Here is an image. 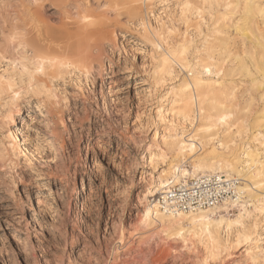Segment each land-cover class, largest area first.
I'll use <instances>...</instances> for the list:
<instances>
[{"label": "rangeland", "instance_id": "rangeland-1", "mask_svg": "<svg viewBox=\"0 0 264 264\" xmlns=\"http://www.w3.org/2000/svg\"><path fill=\"white\" fill-rule=\"evenodd\" d=\"M185 1L0 0V24L1 17L25 6L40 8L53 26L91 24L98 30L85 37L95 42L94 68L89 73L61 69L46 78L48 97L26 90L23 65L31 57L29 48L0 57L1 75L19 80L23 74L25 80L18 85L23 93L16 117L21 114L26 122L30 151L3 152L7 132L0 124V264H264V212L244 219L246 231L253 233L254 260L246 246L236 247L235 230L232 248L212 256L191 234L187 240L177 235L179 228L196 229L190 221L176 229L141 224L148 202L140 198L151 179L147 150L160 141H154L155 132L194 134L189 123H216L218 110L211 102L205 109L210 119L180 114L175 94L192 76L180 63L212 65L213 74L203 76L217 81L215 105L232 115L229 130L209 133L215 138L211 146L233 157L244 146L262 152L264 0H192L183 12ZM248 4H259L262 13L248 12ZM183 46L187 54L164 65L167 53ZM198 66V72L206 71ZM206 151L198 148L197 156ZM95 163L104 170L97 172ZM186 165L191 170L190 161ZM166 168L158 165L154 178ZM83 183L84 206L73 205L78 195H61L62 186L76 191ZM233 207L227 210L230 219L240 210ZM225 228L214 224L220 240Z\"/></svg>", "mask_w": 264, "mask_h": 264}, {"label": "bare ground", "instance_id": "bare-ground-1", "mask_svg": "<svg viewBox=\"0 0 264 264\" xmlns=\"http://www.w3.org/2000/svg\"><path fill=\"white\" fill-rule=\"evenodd\" d=\"M41 1L35 0V3ZM142 1L144 4H147L152 0ZM205 1L220 2L228 0ZM191 2L192 0L185 1L182 9L183 12L190 10L189 6ZM229 4L226 6H229ZM39 6L41 5L39 4ZM258 7H256V4H248L246 9L250 13H253L254 10L262 13V10H259ZM246 14L248 15L247 12ZM245 17L243 16V18ZM246 18H249V16ZM85 19L87 18L85 17ZM1 21L0 57H4V55L18 48L30 49L31 57L28 60V65H23V70L26 77V90L35 96H49L51 90L48 87L46 78L55 77L61 69H74L89 73L94 68L96 58L92 53L95 48V42L85 39L87 35L98 34H96L98 32L97 28L91 24L76 25L61 22L59 26H53L48 23L40 8L33 11L25 6H21L19 10L13 13H7L1 17ZM247 24L249 23H246L245 26ZM244 27L240 25L237 30ZM246 30L245 28L243 32ZM187 50L183 46L178 53L173 51L168 52L167 57L163 59L164 65L170 61L177 62L178 54L186 55ZM180 65H182V68L192 72V76L185 81L183 92L175 94L176 99L174 104L180 110V114L184 118H188L191 117L190 113L194 114V112H197L199 119H210L205 114V109L206 105L211 102L213 104L212 109L218 110L215 113L216 123H189L193 128L192 131L195 132L194 134H187V131H183L181 135L170 134L167 132V128L164 129L166 132L162 136L158 134V131L155 132L154 141L157 139L160 141L156 145L150 146L147 150L148 166L151 169V173L148 176L151 179L142 198H140V201L145 199L148 202V205L143 209L141 224L146 227L158 224L176 229L182 223L190 221L195 225L196 229L183 232V229L179 228L180 230H178L177 235L187 240V236L191 234V237L205 245L208 251L210 250L212 256L221 255L222 252L224 253L229 248H232L230 235L235 230L236 238L234 242L236 243V247L246 246V255L254 260V248L249 247L250 243H252L253 233L246 231L244 219L252 214L260 215L264 212V196L261 194V189L264 185V136L259 134L262 137V141L259 142L262 152L253 149L251 146H244L241 148V154L233 157L231 155H223L215 145L211 146L215 138L214 136H210L209 133L220 128H224L226 131L229 130L232 127V123H228V121L232 115L228 111H224V109H218L217 105H215L217 103L215 101L217 81H213L211 77L203 76L205 73L213 74L211 71L212 65L207 64L201 67L197 63L191 65L189 62L185 64L180 63ZM197 66L202 68L203 71L206 69V71L202 73L198 72ZM24 81L23 74L19 80L0 74V104L3 103L1 106L4 108L0 124L3 125L7 132V135L4 137L5 141L2 151L5 153L12 152L15 156V152L19 147L25 154L30 153L26 145V135L23 132L24 126H22L26 122L21 118V114L16 117L20 113V100L23 93L21 87L18 85L23 84ZM38 107L41 108L40 103ZM26 119H30V116H26ZM182 124L185 125L186 123ZM56 128H58V125ZM221 147L228 149V147L223 145ZM198 148L201 150L206 148L207 151L204 155L197 156ZM183 160L186 161L183 162ZM188 161L192 164L191 170L186 165ZM158 165H164L167 168L159 172V177L156 179L153 174L157 172ZM94 169L100 173L104 170V167L100 163H95ZM205 174H224L227 177L235 176L243 181L244 187L242 191L248 194L245 196L248 200H244L239 205H234L238 209L240 208V210L233 219L227 216L229 213L227 211L228 208L232 207L227 204L212 210L198 211L196 213H174L161 209L158 200L162 195L168 193L167 191L172 185L186 181L188 177L192 178ZM62 188L61 195L66 193L78 195L76 200L73 201V205L78 206L82 204L84 206L83 197L79 196L85 190L84 183L81 190L69 191L66 186H62ZM222 211H225L226 214H222ZM34 217L32 215V218ZM214 224L225 225L224 239L220 240L213 231Z\"/></svg>", "mask_w": 264, "mask_h": 264}, {"label": "built area", "instance_id": "built-area-1", "mask_svg": "<svg viewBox=\"0 0 264 264\" xmlns=\"http://www.w3.org/2000/svg\"><path fill=\"white\" fill-rule=\"evenodd\" d=\"M241 185L239 179L224 174L199 175L172 185L158 201L163 211L174 213L233 207L246 199Z\"/></svg>", "mask_w": 264, "mask_h": 264}]
</instances>
